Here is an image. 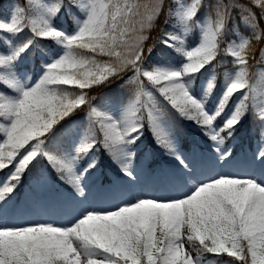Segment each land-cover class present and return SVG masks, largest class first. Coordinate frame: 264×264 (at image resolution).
Segmentation results:
<instances>
[{
	"label": "snow or ice",
	"instance_id": "obj_1",
	"mask_svg": "<svg viewBox=\"0 0 264 264\" xmlns=\"http://www.w3.org/2000/svg\"><path fill=\"white\" fill-rule=\"evenodd\" d=\"M61 15L74 18V30L58 24ZM161 17L166 28L159 42L179 58L175 64L148 63L154 47L147 42ZM241 25L251 38L240 34ZM252 39L264 40V0L13 4L0 18V45H6L0 48V172L7 170L0 181V264H205L206 255L218 264H264V148L253 158L260 176L203 177L178 149L167 120L175 114L194 123L219 164L232 156L222 148L226 138L249 118L264 136V49L257 61ZM30 58L38 66L32 74ZM229 62L217 93L215 69ZM114 83L131 87L122 110L104 97L94 103L90 92ZM80 113L82 130L68 146L62 139ZM146 130L174 161L166 177L172 193L128 192L114 208L84 207L67 224L5 222V206L41 164L69 186V199L81 202L85 178L98 167L89 158L95 152L135 181L133 162Z\"/></svg>",
	"mask_w": 264,
	"mask_h": 264
},
{
	"label": "rangeland",
	"instance_id": "obj_2",
	"mask_svg": "<svg viewBox=\"0 0 264 264\" xmlns=\"http://www.w3.org/2000/svg\"><path fill=\"white\" fill-rule=\"evenodd\" d=\"M187 43L191 46L193 42H191L189 38ZM122 101L125 100L120 99L112 103L114 111L121 109ZM170 128L172 135L176 140L178 149L185 155V151L174 135L171 125ZM234 142H236V140ZM209 143V141L200 142L205 149L195 147L191 156L188 157L196 164L198 172L202 173L203 177L217 175H261V167L258 164L253 163L255 154L261 148H264V137L261 133L259 139H257L251 147L245 146L238 152V154H232L230 161L226 164L215 162V153L209 150ZM231 147L232 145H222V148L228 149L229 151H231ZM92 157L93 156L90 158ZM167 157L168 161L164 164V167L154 165L153 170H150L144 164L149 160V154L148 152H145L141 166L137 165L135 160L133 162L137 179L130 183L127 181V178L123 176L113 177L114 179H117L113 184L99 183L100 171L97 169L93 174L85 178L87 199L83 202H81L79 198L76 200L69 199L70 190H65L64 188L57 186L52 177L44 172L39 181L34 184L35 195L24 198L22 205L20 207L17 206V208L13 207V203H15V199L13 198V203L6 205L2 214L5 218V222L9 225L42 222L67 224L70 219L84 207H91L97 210L114 208L117 204L128 199V196L126 195L128 192L144 193L148 195L172 193L174 191L173 186L168 183L166 177L175 169V164L168 155ZM3 179L1 181H3ZM182 190L186 191L187 188ZM93 202L95 205H93ZM204 260L205 264H214L205 257Z\"/></svg>",
	"mask_w": 264,
	"mask_h": 264
},
{
	"label": "trees",
	"instance_id": "obj_3",
	"mask_svg": "<svg viewBox=\"0 0 264 264\" xmlns=\"http://www.w3.org/2000/svg\"><path fill=\"white\" fill-rule=\"evenodd\" d=\"M25 0H0V18L7 16L11 6L13 4H21L23 5ZM49 2H55V0H49ZM241 2L247 3V0H241ZM172 0H166V6L171 5ZM58 24L63 27L66 31H72L75 29V22L73 17L61 15ZM166 28L164 24V19H161L156 23L153 30L150 32V39L147 42V46L154 47V52L152 57L149 58L148 63L156 64V63H177L178 57L175 53H172L170 49H164L163 45L160 44L159 40L162 35V31ZM240 34L242 36H247L251 38V34L249 31L244 28L242 25L240 27ZM190 41L193 42L192 38L190 37ZM6 47V45H0V48ZM53 47H55L53 45ZM252 49L256 55V60H259V50L264 49V40L257 42L255 39H252ZM226 61H230V58L225 57ZM250 63L253 64L254 68L259 67L256 61L251 59L250 53ZM232 65L229 62L226 67L220 66L215 69V75L217 77V84L218 87L216 89L217 93L220 90L223 82V74L227 69H231ZM27 70L29 73H33L35 70H38V66L34 63L33 59H29L27 62ZM210 78V74H205L204 76L200 77V83H206L207 79ZM131 93V87L127 88H118L116 87L115 83L112 86L103 87L100 89H94L90 92V95L96 97L94 103L99 104L102 97L107 98L114 103L120 99L127 100ZM216 103V96L214 95L210 100V106H213ZM232 105L225 110L224 116L221 118L224 119L227 114L230 113ZM83 113H80L71 123L70 131L66 134V136L62 139V142L66 145L70 146L71 141L75 139L76 134H78L83 127V120H82ZM168 122L172 126L174 131V135L176 136L177 140L180 142V145L185 151V155L190 157L194 148L197 147L199 149H205L200 142H207V138L201 134V130L192 122L183 120L179 118V116L175 114H171L167 117ZM221 121H218L220 123ZM261 130L258 125L254 124L252 119L249 118L244 124L238 127L235 135L232 136L230 139L226 138L225 145L231 147L232 154H238L239 150L244 148L245 146L251 147L257 139L260 137ZM264 137V136H263ZM236 140V142H234ZM148 152L150 156V160L147 164L149 167H153L157 165L158 167H164V164L168 161V157L165 151L155 145V142L151 136V134L146 130L145 136L140 143L137 156L135 158V162H138L140 165L141 161L143 160L144 153ZM98 161L97 169L100 171L99 182L100 183H107L112 184L114 182L113 177H121V173L118 171V167L112 163L109 159L108 155L103 151H98L92 154ZM91 157V156H90ZM89 157V158H90ZM86 161H82L81 165L85 166ZM96 169V170H97ZM95 170V171H96ZM43 172H47L50 176L54 178L58 185L69 188L68 185L61 183L58 179H56L55 173L51 170L47 164H41L37 169H34L31 173L27 175L23 184L17 191L15 195V200L18 203L21 202V199L31 193H34V184L40 179ZM7 175V170L0 172V181ZM115 180H117L115 178ZM206 259L212 261L214 264H218V260L213 258L211 255H206ZM223 260H227L229 258L223 257Z\"/></svg>",
	"mask_w": 264,
	"mask_h": 264
},
{
	"label": "bare ground",
	"instance_id": "obj_4",
	"mask_svg": "<svg viewBox=\"0 0 264 264\" xmlns=\"http://www.w3.org/2000/svg\"><path fill=\"white\" fill-rule=\"evenodd\" d=\"M251 175V174H250ZM138 192H139V190H138ZM136 193V192H135ZM96 200V199H95ZM93 205H95V203L93 202ZM62 212V211H61Z\"/></svg>",
	"mask_w": 264,
	"mask_h": 264
}]
</instances>
